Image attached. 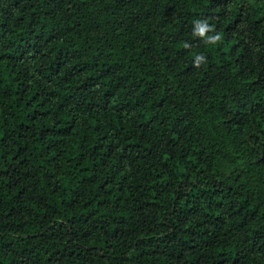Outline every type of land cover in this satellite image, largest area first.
<instances>
[{
	"label": "trees",
	"instance_id": "1",
	"mask_svg": "<svg viewBox=\"0 0 264 264\" xmlns=\"http://www.w3.org/2000/svg\"><path fill=\"white\" fill-rule=\"evenodd\" d=\"M0 264H264V0H0Z\"/></svg>",
	"mask_w": 264,
	"mask_h": 264
},
{
	"label": "clouds",
	"instance_id": "2",
	"mask_svg": "<svg viewBox=\"0 0 264 264\" xmlns=\"http://www.w3.org/2000/svg\"><path fill=\"white\" fill-rule=\"evenodd\" d=\"M193 35L197 36V37H205L206 33H210L211 32V28L212 26L209 25V23L206 20H202V19H196L193 22ZM216 39H218L217 36H212V35H208L207 36V42H214ZM185 47H188V44L186 43L184 45ZM202 59L201 55H198L196 57V60L199 61Z\"/></svg>",
	"mask_w": 264,
	"mask_h": 264
}]
</instances>
